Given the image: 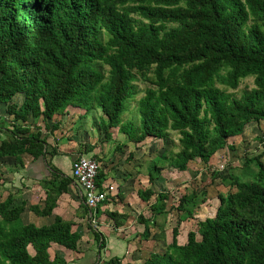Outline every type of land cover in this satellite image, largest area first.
Instances as JSON below:
<instances>
[{"label":"trees","instance_id":"obj_1","mask_svg":"<svg viewBox=\"0 0 264 264\" xmlns=\"http://www.w3.org/2000/svg\"><path fill=\"white\" fill-rule=\"evenodd\" d=\"M249 76L254 86L237 96L234 90ZM138 80L149 83L137 99L140 123L122 124ZM0 104L7 110L0 114V132H8L0 133V159H13V172L25 168L26 153L35 160L58 153V144L72 147L74 139L61 130L51 148L48 137L69 116L72 131H79V120L92 109L103 113L98 128L104 141L115 129L140 148L171 131L180 134L177 151L160 147L148 160L147 152L136 158L133 150L126 158L150 166L148 184L137 191L148 204L147 213L136 218L144 228L132 240L161 241L164 250L128 263L125 254H101L96 264H264V150L245 152L241 175L222 177L219 168L213 170V180L219 174L232 187L219 193L215 215L205 219L195 218L198 188L175 205L169 189L159 184L166 166L187 171L196 159L217 165L221 160H211L220 149L236 147L229 138L243 134L249 123H264V0H0ZM126 142H118L115 151H123ZM77 143L79 155L94 149L89 142ZM105 177L100 168L98 186ZM72 180L44 181L42 208L18 202L12 191L0 201V264H68L62 253L51 255L52 244L81 251V230L73 229V220L53 215ZM8 182L0 171V186ZM82 206L91 216L84 201ZM172 209L178 222L167 242L165 222ZM27 210L54 217L25 222ZM108 216L117 227L129 215L112 209ZM192 218L196 227L180 243L179 224ZM155 227L160 231L152 232ZM95 237L103 253L105 236L95 231Z\"/></svg>","mask_w":264,"mask_h":264},{"label":"crops","instance_id":"obj_2","mask_svg":"<svg viewBox=\"0 0 264 264\" xmlns=\"http://www.w3.org/2000/svg\"><path fill=\"white\" fill-rule=\"evenodd\" d=\"M97 109H95V111ZM97 111L100 112V117H102L101 110L99 109ZM41 124L42 122L39 121V125ZM60 130L61 129L51 133V135L48 137V142L50 145L49 148H51V146H55L56 138L61 137L62 132L60 133ZM117 132L124 136L122 141H120L121 139L115 140L114 138L117 137L114 136L111 140L104 141L103 136L100 135L101 133L99 136L95 135V138H93V134L91 133V142L89 143L94 146V149L88 154L84 153V155H89L96 158V160L100 163V168L104 169V172L106 173V177L102 180L99 188H102L103 191L107 193V202L103 203L105 201L104 200L98 206V210V207L96 209L91 208V230L88 228L86 231V226L84 227L82 224V221L87 223L89 222V219L88 214L85 213L86 211L82 206L83 199L81 197V188L75 178L71 183L65 185V191L60 193L57 199V204L53 209V215H60L68 220H73L75 223L73 225V229H79L82 233V239L80 240L79 245L81 251L74 252V254H77L74 257L73 255H69V253L65 254V251L68 250L63 249L60 245L52 244L56 245L57 252L62 253L61 251L63 250L64 254L67 255L64 256L66 257L68 264H96V262L99 260V257H101V254L102 257H105L108 251H111V256H122L125 254L126 257L130 256L131 254L133 258L136 254L134 251H136L139 253L140 257L142 254L141 251L144 250V243H142L143 240L137 238L132 240V238L137 232H142L144 228L143 224L137 222L136 218L140 212L145 211V205L147 203L140 199L137 191L138 189L144 187L143 184L139 183V178L142 177V172H145V170L148 174L150 166L149 162L146 163V161H140V163L138 162L139 165H136V162L134 163V161H132V163H130L126 160V158L128 153L133 150L135 157L141 158L143 153L147 152L148 149H146L144 146L142 148L137 147L134 142L128 140L125 134L118 130ZM0 133L3 137L8 135L7 131ZM112 140H115V144H113V151L116 148L118 142L127 141V146L123 151L118 152L119 155L116 153L115 156H113V152L111 153L109 151L111 150V147L109 149L105 148V142ZM74 142L76 141L74 140L72 143L74 144ZM132 143L135 144L134 149H132ZM58 146V153L54 154L52 157L47 154L46 158L41 157L33 160L32 156L27 153L24 154L23 161L25 163V168L20 170V172H13V166H8V168H10V173H7V175L12 174V176H15L16 179L14 186L17 187V190H13V192L19 201L26 199L28 201V205L38 204L42 208L44 205V200L47 196L43 182L48 179H53L56 185H63V183H61L63 176L65 178L73 176V159L76 158L79 153H77L72 148H69L67 144H58ZM138 148H140V152L141 150L143 151L141 153L136 152ZM127 151L128 153L126 154ZM8 159L12 163L13 159ZM6 161L7 158H5V161L0 159V163ZM50 163H52V165L58 169L56 170V173L55 170H51ZM136 171H138V173ZM4 179L6 180V178ZM3 186L5 185L2 184L0 187ZM155 187L158 188L159 184L156 183ZM119 194L122 195L123 198H121ZM143 202H145V204ZM112 209L129 215L128 218L123 219L124 221L120 226L115 227L114 220L110 219L108 216V211H111ZM27 212V216L32 219L30 221L36 222L38 224H41L42 222H51L54 217L40 216L30 210H27ZM79 222H81V224H77ZM94 230L99 234L103 233L105 236L104 238L106 246L103 249V253L100 251L99 243L96 242ZM141 244H143V246H141Z\"/></svg>","mask_w":264,"mask_h":264},{"label":"rangeland","instance_id":"obj_3","mask_svg":"<svg viewBox=\"0 0 264 264\" xmlns=\"http://www.w3.org/2000/svg\"><path fill=\"white\" fill-rule=\"evenodd\" d=\"M99 67H101L104 70L108 69V65H100ZM253 82H254L253 76L244 78L239 88L234 90V92L237 94V96H239L243 89L245 88L251 89L254 86ZM136 85L138 86L139 91L135 94L134 99H132L134 97L133 96L131 98L132 100L130 99L131 101L129 100L126 102L125 111L123 115L121 116L122 124L133 122L135 125H137L140 123L141 119H140V114L137 109L138 107L137 99H139L140 97L144 95V89L147 86H149V83L143 80H138L136 81ZM17 97L18 99L19 98L21 99L23 96L22 95L16 96V99ZM97 110L95 111V109H92L84 119L79 120V124L81 126L79 131H75V130L72 131L73 124L72 126H70V121H71L69 120L70 116L66 119L63 118L64 123L62 124L61 131H64L67 134V136H69L70 138L76 141L74 142V144L72 142L69 143L72 146L69 148H74L73 150L76 151L79 145V144H76L77 142H91V133L93 134V138L96 137L95 135L99 136L100 130H98V125H99L101 117H100V112H98ZM6 111H7L6 106L5 105L1 106L0 104V114L4 115L6 113L7 115ZM84 111L85 110H83V112ZM57 119H59V117H57ZM71 119L73 120L75 118L72 117ZM113 136L117 137V138H114L115 140L121 139L120 141H122L124 139V136L122 134H119V132H117V129L114 130ZM179 138H180V134L177 131H171L167 138L156 139L154 141L149 142L148 146L147 145L144 146L146 147V149H148L147 150L148 160H150L151 158H153L155 155L159 153L158 149L160 147L162 149V147L166 146L167 149L169 150L177 151L178 150L177 144L179 143ZM115 140L105 142L106 144L105 148L109 149L111 147L110 148L111 150L109 151L111 153L113 152V156H115L116 153L117 155H119L118 153L119 151L117 152L115 151V149L113 151V144H115ZM228 144H234L236 145V147L235 149H231L228 146H226L220 149L213 156L211 160V163H215L216 161L221 160L217 163V165L212 164L213 166L209 165L210 166L209 167V166H206L201 160L196 159L195 161H191L189 163V167L187 171L181 172L171 166H166L165 168H163L161 172L163 180L159 181L160 182L159 184L160 185L164 184L169 189V192L171 193L170 195L172 197V198L170 197L169 202L170 203L174 202V204L177 205L178 198L182 194L191 192L194 188L196 189L198 188L200 193H199L198 200H197L198 204L195 206V218L205 219L206 217L214 216L217 206L220 202L219 197H218L219 193L220 192L225 193L229 190V188L232 187L229 184L222 183L223 181L221 180V178L228 176L229 172H232V173L234 172L235 174H239V175L242 174L241 171L243 168V163L245 161V157H244L245 152L246 154L253 155L256 153H260L261 151L264 150V123L263 122L249 123L246 127L245 132L241 135L229 138ZM132 146H133L132 149H134L135 144L132 143ZM142 147L143 145L141 146V148ZM139 150L140 148L137 149L136 152H140ZM142 151L143 150H141V152ZM127 153L128 151L126 152V154ZM85 156L91 157L89 155H85ZM262 158L264 160V155L262 156ZM2 163H0L1 171L3 173L2 177L6 178L7 182L8 181L9 182L6 183L5 186L0 187V201L3 200L10 191L13 192V190L15 191L17 190V187L14 186L16 182L15 176H12V174L7 175V173H10L9 171L10 168H8V166L11 165V162L7 160L6 162H2ZM53 163H54V160H53ZM231 167L234 168V171H231L232 170ZM218 168H219V173L222 175V177H220V175L218 174V176L213 180L211 174L214 169H218ZM142 174H143L142 177L139 178L140 179L139 183L146 186L149 182L147 171L145 170V172H142ZM247 175L249 174H244L243 175L244 178H246ZM151 201H154V197L151 199ZM18 202L20 201L18 200ZM143 203L145 204V202ZM146 205L148 206V204ZM146 205H145V213H147ZM27 213L28 212L24 213V216H23L24 217L23 219L25 222L32 220L31 218L27 216ZM177 215H178V211L176 209L175 210L172 209L171 214H168L166 218L165 228L168 229L167 230V242L171 241L172 228L175 225H177V222H178ZM195 218L188 219L179 224L180 235L178 236V239L180 243H184L187 240L188 231L196 227ZM88 219H89V222L87 223H84L82 221L83 226L84 227L86 226L85 227L86 231L88 230V228H90L89 224H91V216H89ZM163 219L164 218H161L160 220L163 221ZM77 224H81V222ZM161 225L163 226V222H161ZM153 231L157 232L160 230L158 229V227H155L152 229V232ZM142 243H144V250L141 251L142 252L141 256L139 257V253L134 251L136 253L134 255V258L131 257L132 255L130 254V256H128L127 259L126 258L123 259V262L128 263L132 259L138 262L140 260L143 261L150 255V253H153L154 251L162 252L165 248V244H163V242L153 240V239L149 241H142ZM56 245L51 246L50 248L51 255L55 254V251H57ZM141 246H143V244H141ZM61 252L63 255H65L66 253H69V255H73V257L77 255V254H74V252H70V251H65V254L63 250ZM109 255L111 256V251L110 252L108 251L105 257H109Z\"/></svg>","mask_w":264,"mask_h":264},{"label":"built area","instance_id":"obj_4","mask_svg":"<svg viewBox=\"0 0 264 264\" xmlns=\"http://www.w3.org/2000/svg\"><path fill=\"white\" fill-rule=\"evenodd\" d=\"M100 163L91 157L79 155L73 159L72 175L81 188V197L91 209H96L106 198L107 193L97 185Z\"/></svg>","mask_w":264,"mask_h":264},{"label":"clouds","instance_id":"obj_5","mask_svg":"<svg viewBox=\"0 0 264 264\" xmlns=\"http://www.w3.org/2000/svg\"><path fill=\"white\" fill-rule=\"evenodd\" d=\"M93 220H94V218H93Z\"/></svg>","mask_w":264,"mask_h":264}]
</instances>
